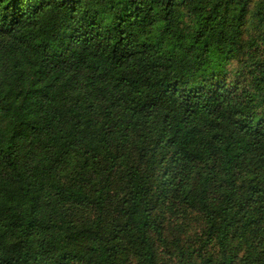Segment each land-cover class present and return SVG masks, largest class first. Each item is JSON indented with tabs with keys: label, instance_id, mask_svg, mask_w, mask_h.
I'll return each instance as SVG.
<instances>
[{
	"label": "trees",
	"instance_id": "trees-1",
	"mask_svg": "<svg viewBox=\"0 0 264 264\" xmlns=\"http://www.w3.org/2000/svg\"><path fill=\"white\" fill-rule=\"evenodd\" d=\"M0 264H264V0H0Z\"/></svg>",
	"mask_w": 264,
	"mask_h": 264
},
{
	"label": "rangeland",
	"instance_id": "rangeland-1",
	"mask_svg": "<svg viewBox=\"0 0 264 264\" xmlns=\"http://www.w3.org/2000/svg\"><path fill=\"white\" fill-rule=\"evenodd\" d=\"M258 1L259 0H255V3ZM203 228L204 226L197 215L190 217L184 229H180L178 226L172 227L171 232L169 231L167 233L168 252H170V254H178V248H181L189 253L190 250L198 249L201 245L200 239L202 238ZM163 256L165 258L168 257L166 259L167 262L171 263L172 260H175L174 255L165 253Z\"/></svg>",
	"mask_w": 264,
	"mask_h": 264
}]
</instances>
